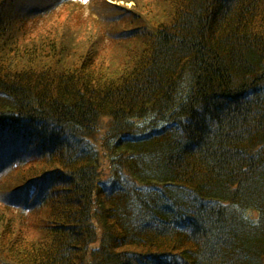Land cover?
<instances>
[{
	"label": "trees",
	"instance_id": "trees-1",
	"mask_svg": "<svg viewBox=\"0 0 264 264\" xmlns=\"http://www.w3.org/2000/svg\"><path fill=\"white\" fill-rule=\"evenodd\" d=\"M90 2L0 0V264H264V0Z\"/></svg>",
	"mask_w": 264,
	"mask_h": 264
},
{
	"label": "rangeland",
	"instance_id": "rangeland-1",
	"mask_svg": "<svg viewBox=\"0 0 264 264\" xmlns=\"http://www.w3.org/2000/svg\"><path fill=\"white\" fill-rule=\"evenodd\" d=\"M89 0H77L76 5H70L66 7H61L57 12L56 16L49 23V27H64L66 29H75L82 28L84 26H91L96 20V15L92 14L89 9ZM114 4H120L127 7L134 6L133 0L127 2L125 0H109ZM109 43L107 42L106 45ZM127 44L119 45L115 43L110 44V48H107L108 54L113 52L119 53L123 52ZM8 221L10 223L14 222L13 218H9Z\"/></svg>",
	"mask_w": 264,
	"mask_h": 264
}]
</instances>
